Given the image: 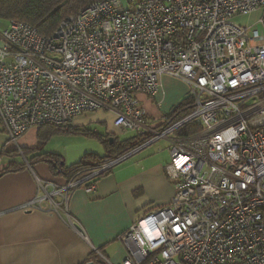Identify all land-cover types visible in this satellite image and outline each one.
Segmentation results:
<instances>
[{
    "label": "built area",
    "instance_id": "built-area-1",
    "mask_svg": "<svg viewBox=\"0 0 264 264\" xmlns=\"http://www.w3.org/2000/svg\"><path fill=\"white\" fill-rule=\"evenodd\" d=\"M256 9L260 29L232 21ZM164 76L182 81L192 104L153 121L138 95L163 94ZM99 110L138 144L60 183L36 179L18 209L55 213L86 239L69 211L72 193L93 191L115 165L166 140L173 195L117 236L120 264H264V0H96L48 37L22 20L0 29L9 142ZM90 251L83 264H115Z\"/></svg>",
    "mask_w": 264,
    "mask_h": 264
},
{
    "label": "crops",
    "instance_id": "crops-1",
    "mask_svg": "<svg viewBox=\"0 0 264 264\" xmlns=\"http://www.w3.org/2000/svg\"><path fill=\"white\" fill-rule=\"evenodd\" d=\"M7 22L0 20L1 27ZM169 78H162L163 94L139 95L153 121L173 111L182 99L175 101L166 92L165 82ZM113 119V113L99 110L74 118L70 125L116 136L122 130L114 126ZM95 122L104 126L93 127ZM39 127H31L20 136L17 147L8 141L0 122V264H83L94 259L91 245L99 248L111 262L120 264L126 251L117 236L149 209L168 203L173 195V184L165 173V165L170 160L167 141L159 140L115 165L96 181L93 191L76 189L72 193L69 211L81 225L86 236L83 239L55 213L23 211L17 207L34 196L36 179L58 183L64 179L53 175L48 164L39 160L40 152L56 153L69 166L86 155L104 156V145L98 139L81 137L60 146L51 145L50 138L41 143L37 136ZM154 144L158 146L153 147Z\"/></svg>",
    "mask_w": 264,
    "mask_h": 264
},
{
    "label": "trees",
    "instance_id": "trees-1",
    "mask_svg": "<svg viewBox=\"0 0 264 264\" xmlns=\"http://www.w3.org/2000/svg\"><path fill=\"white\" fill-rule=\"evenodd\" d=\"M93 1L96 0H0V20L9 21L15 19L26 21L36 27L40 35L48 37L57 29L62 19L79 12ZM191 104L190 99L180 102L172 111L171 117L176 118L186 113L190 110ZM185 130L187 131V128ZM55 134H82L98 139L103 143L105 149L104 156L86 155L79 162L69 166L65 165L62 157L56 153L40 152L37 157L48 164L50 172L55 176H63L66 179L74 177L79 171L121 155L139 142L137 137L118 141L116 136L111 134L100 135L91 130L70 124L42 125L38 129L37 136L39 141L43 143ZM110 137L113 138L112 143L109 142ZM23 155H26V151L23 152Z\"/></svg>",
    "mask_w": 264,
    "mask_h": 264
},
{
    "label": "rangeland",
    "instance_id": "rangeland-1",
    "mask_svg": "<svg viewBox=\"0 0 264 264\" xmlns=\"http://www.w3.org/2000/svg\"><path fill=\"white\" fill-rule=\"evenodd\" d=\"M126 5L128 4L127 2H125ZM262 9H256L255 11L245 14V15H240L237 14L232 18V21L234 23H236L239 26L242 27H248V26H252L255 27V24H257L258 28L260 29V24L258 23L259 18L262 16ZM3 25V23H0V29L2 28L1 26ZM171 78V79H170ZM168 81L165 82V90L168 93V95H172L174 96L173 98H176V100H179L181 97L182 99L180 100V102H184L186 99H188V89L187 87L182 84L180 82V80H178L177 78L174 77H170ZM140 95V94H139ZM138 95V98H139ZM140 100V99H139ZM142 101V100H140ZM174 101V102H175ZM179 102V101H178ZM107 118H109V114L106 115ZM93 127L94 126H104V124L102 123H93L92 124ZM92 128V127H91ZM100 128V127H99ZM103 129V128H102ZM135 134L132 131H127V130H122L120 131V133H118V135H116V139L118 141H124V140H130L132 139V137ZM75 137H81V138H87L88 139H95V138H91V137H85L82 134H55L52 137H50V139H52L51 145H56V146H60L62 144H67V143H74L76 142ZM160 144V143H157ZM155 145L153 147H157L158 145Z\"/></svg>",
    "mask_w": 264,
    "mask_h": 264
},
{
    "label": "water",
    "instance_id": "water-1",
    "mask_svg": "<svg viewBox=\"0 0 264 264\" xmlns=\"http://www.w3.org/2000/svg\"><path fill=\"white\" fill-rule=\"evenodd\" d=\"M109 142H110V143L112 142V138L109 139Z\"/></svg>",
    "mask_w": 264,
    "mask_h": 264
},
{
    "label": "bare ground",
    "instance_id": "bare-ground-1",
    "mask_svg": "<svg viewBox=\"0 0 264 264\" xmlns=\"http://www.w3.org/2000/svg\"><path fill=\"white\" fill-rule=\"evenodd\" d=\"M113 141V140H112Z\"/></svg>",
    "mask_w": 264,
    "mask_h": 264
}]
</instances>
